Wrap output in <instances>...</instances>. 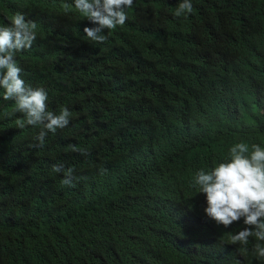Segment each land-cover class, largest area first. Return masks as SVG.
Wrapping results in <instances>:
<instances>
[{
  "label": "trees",
  "instance_id": "trees-1",
  "mask_svg": "<svg viewBox=\"0 0 264 264\" xmlns=\"http://www.w3.org/2000/svg\"><path fill=\"white\" fill-rule=\"evenodd\" d=\"M180 2L133 0L97 43L74 0H0V26L37 24L26 86L71 113L41 147L0 89V264H264L191 187L235 143L264 147V0H191L186 18Z\"/></svg>",
  "mask_w": 264,
  "mask_h": 264
},
{
  "label": "clouds",
  "instance_id": "clouds-1",
  "mask_svg": "<svg viewBox=\"0 0 264 264\" xmlns=\"http://www.w3.org/2000/svg\"><path fill=\"white\" fill-rule=\"evenodd\" d=\"M133 0H74L75 11L82 14L94 27H84L83 32L92 42L104 43L110 32L123 26L128 19L127 9ZM68 11V9H65ZM191 0H182L174 15L186 18L193 13ZM37 39V24L25 19L21 13L11 17L8 24L0 26V89L3 100H14L15 111L22 113L18 127L38 126L35 140L42 147L49 132L67 127L71 113L67 108L57 114L49 111L48 95L43 88L26 86L21 78V68L16 61L17 53L30 49ZM72 151L84 150L71 146ZM53 172L64 173L62 184L72 186L73 170L65 171L63 165H54ZM197 193L206 196V217L217 225L228 228L243 219L245 227L230 235L232 245H239L247 252L249 238H254L252 252L257 259H264V147L246 142L230 147L227 158L215 164L211 170H198L191 182Z\"/></svg>",
  "mask_w": 264,
  "mask_h": 264
}]
</instances>
